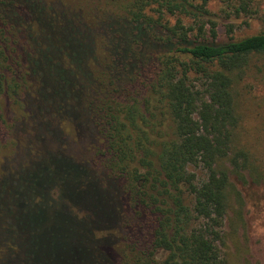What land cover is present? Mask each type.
<instances>
[{
	"label": "trees",
	"instance_id": "trees-1",
	"mask_svg": "<svg viewBox=\"0 0 264 264\" xmlns=\"http://www.w3.org/2000/svg\"><path fill=\"white\" fill-rule=\"evenodd\" d=\"M109 1L0 0V264H225L229 174L264 183L237 106L264 31L220 39L211 0Z\"/></svg>",
	"mask_w": 264,
	"mask_h": 264
},
{
	"label": "rangeland",
	"instance_id": "rangeland-1",
	"mask_svg": "<svg viewBox=\"0 0 264 264\" xmlns=\"http://www.w3.org/2000/svg\"><path fill=\"white\" fill-rule=\"evenodd\" d=\"M79 1V5L90 12L99 6L110 7L109 0ZM243 2L248 10L240 9L238 14H234L223 0H211L207 7L208 14L203 15L202 19L215 22L220 39L225 38L228 25L232 27L233 36L238 39L264 31V0ZM240 3V0L234 2L235 6ZM237 91L239 141L264 163V56H256L251 60L247 72L237 83ZM161 122L158 130L165 134L169 121L164 117ZM190 169L196 177H204L201 169ZM229 179L235 190L240 192L241 204L233 192L231 208L225 215L222 229L224 246L221 249L225 264H264V183L255 182L249 175L243 182L233 173L229 174ZM239 210L241 221L238 219ZM135 232L128 229L121 234L116 233L118 240L113 251L116 258L123 262L130 253L128 240L135 236Z\"/></svg>",
	"mask_w": 264,
	"mask_h": 264
}]
</instances>
